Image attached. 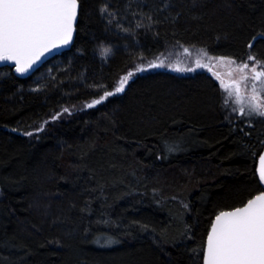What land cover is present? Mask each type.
<instances>
[{"label":"trees","instance_id":"16d2710c","mask_svg":"<svg viewBox=\"0 0 264 264\" xmlns=\"http://www.w3.org/2000/svg\"><path fill=\"white\" fill-rule=\"evenodd\" d=\"M183 47L264 62V0H79L68 51L0 68V264H202L214 216L264 189V117L204 69L135 71Z\"/></svg>","mask_w":264,"mask_h":264},{"label":"snow or ice","instance_id":"6c2138e0","mask_svg":"<svg viewBox=\"0 0 264 264\" xmlns=\"http://www.w3.org/2000/svg\"><path fill=\"white\" fill-rule=\"evenodd\" d=\"M78 7L79 0H0V63H13L15 71L23 75L47 53L68 45L75 30ZM109 52V49H104L102 55L107 56ZM202 56H207V53L202 51ZM207 58L226 61L229 66L235 65V71L240 74L238 78L230 79L228 85L221 80V89L226 93L225 103L230 100L236 105L233 110L242 116L255 114L264 117V100L258 99L260 90L256 83L248 84L252 80L264 87V62L256 61V65L250 67L247 63L237 64L228 57ZM254 59L249 56V60ZM195 64L197 68L205 67L200 59ZM164 66V61L158 58L157 62H151L147 67H138L135 71ZM170 67L174 71L196 70L191 67ZM248 72L252 75L249 76ZM134 74L129 72L124 76L115 92H122ZM228 75L232 76L231 70ZM249 87L251 95L246 97L244 94ZM113 94L105 92L94 104L101 103L104 98ZM94 104H89L88 107H93ZM260 162L258 175L260 182L264 183V155L260 156ZM202 251L203 264H264V189L254 198L248 199L243 206L220 211L212 221L206 246Z\"/></svg>","mask_w":264,"mask_h":264},{"label":"rangeland","instance_id":"374dc122","mask_svg":"<svg viewBox=\"0 0 264 264\" xmlns=\"http://www.w3.org/2000/svg\"><path fill=\"white\" fill-rule=\"evenodd\" d=\"M104 49H107V48L99 49L101 54H102V50H104ZM185 49H187V52L185 51ZM170 55L171 56H165L164 57V64H165L166 67H170V66H175V67H179V68H189L190 66H192V67L195 66L196 67L195 61L197 59H200L202 61V63L205 65V67H202V68H197L196 67V69H198V70H200V69L203 70L204 69L205 71H207L208 74L219 85H220L221 80L226 85H228L230 79H236L240 75L238 72L235 71V65L229 66L226 61L220 62V61H217L215 59L208 60L207 57L210 56V55L207 54V56H202V50H200V49H193V48H186V47L177 48L173 53H170ZM104 57H106V56H104ZM213 58H215V57H213ZM236 63L240 64L238 62H236ZM243 63L249 64L250 67H254L256 65V62H254L252 60H248V61L243 62ZM141 67H146V66H142L141 65ZM230 70L232 72V76L231 77H229V75H228ZM245 71L247 72L248 70H245ZM145 72H147V70L146 71H142L140 73H145ZM46 73H49V70H46ZM126 75H124V76H126ZM134 75L132 77H134ZM248 75L251 76L252 73L248 72ZM124 76L120 77V79L117 82V85L115 86V88L119 86V82L122 80V78ZM217 76L219 78H217ZM132 77L129 78L128 82L132 79ZM127 83H126V85H127ZM253 83H256V87H257V89L260 90V93H261V94H258V99L264 100V87H262L259 83L255 82V81H252V80L248 81L249 85H252ZM232 87L234 89V86H232ZM115 88L112 91L114 94H116ZM244 95L246 97L251 95V87H249L248 92H246ZM225 97H226V93L224 92V99H225ZM228 104L231 105L234 108L236 107V105L232 104L230 100H229Z\"/></svg>","mask_w":264,"mask_h":264},{"label":"water","instance_id":"95a60500","mask_svg":"<svg viewBox=\"0 0 264 264\" xmlns=\"http://www.w3.org/2000/svg\"><path fill=\"white\" fill-rule=\"evenodd\" d=\"M78 16H79V7H78L77 21H78ZM77 21H76V23H75V30H74V32H73V37H72L71 42H70L68 45L59 48L58 50H54V51H52V52H50V53H47V54H46V55H45L40 61H38V62L36 63V65H34V67H33L32 69H30L27 73H25V74H23V75L18 74V73L15 71V65H14L13 63H9V62H3V63H0V68H3V67L11 68L13 74H14L15 76L19 77V78H27V77L31 76V75H32L37 69H39V68H40L44 63H46L48 60L52 59V58L55 57L56 55H59V54L65 52V51H68V50L71 48V46H72V44H73V42H74V39H75ZM261 155H264V145H263L262 150H261V152H260V154H259V157H258L257 162H256V167H255V173H256V176H257V178H258L259 181H260V179H259V175H258V170H259L260 167H261V162H260V156H261ZM260 183H261V182H260ZM261 184H262V186H263V188H264V183H261ZM257 195H258V194H257ZM255 196H256V195H255ZM255 196H254V197H255ZM254 197H252V198H254ZM244 204H245V203H244ZM242 206H243V205H242ZM233 209H234V208H233ZM233 209H230V210H233ZM224 211H229V210H224ZM217 214H219V213H217ZM217 214H216V215H217ZM216 215H215V216H216ZM215 216H214V218H215ZM214 218H213V220H214ZM213 220H212V221H213ZM211 224H212V222H211ZM211 224H210V227H209L208 231H209L210 228H211ZM207 234H208V232H207ZM206 240H207V235H206V238H205L204 247L206 246ZM202 264H203V255H202Z\"/></svg>","mask_w":264,"mask_h":264},{"label":"bare ground","instance_id":"6f19581e","mask_svg":"<svg viewBox=\"0 0 264 264\" xmlns=\"http://www.w3.org/2000/svg\"><path fill=\"white\" fill-rule=\"evenodd\" d=\"M81 90V89H80ZM143 233V232H142Z\"/></svg>","mask_w":264,"mask_h":264}]
</instances>
